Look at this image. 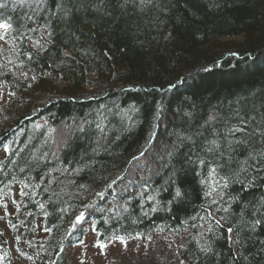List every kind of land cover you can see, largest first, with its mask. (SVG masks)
<instances>
[{
  "label": "trees",
  "instance_id": "16d2710c",
  "mask_svg": "<svg viewBox=\"0 0 264 264\" xmlns=\"http://www.w3.org/2000/svg\"><path fill=\"white\" fill-rule=\"evenodd\" d=\"M0 23V264H264V0Z\"/></svg>",
  "mask_w": 264,
  "mask_h": 264
},
{
  "label": "rangeland",
  "instance_id": "374dc122",
  "mask_svg": "<svg viewBox=\"0 0 264 264\" xmlns=\"http://www.w3.org/2000/svg\"><path fill=\"white\" fill-rule=\"evenodd\" d=\"M3 156V154L2 153H0V158ZM88 237L90 238L91 237V233H89V235H88ZM165 247V246H164ZM163 247V248H164ZM141 251H142V249H141ZM143 252V251H142ZM75 253V252H74ZM119 254V251H117L116 250V256ZM86 257L87 256H85V259H86ZM127 257H128V255H125V256H122V259L121 260H124V263L123 264H128L129 262H128V259H127ZM87 260V259H86ZM89 260V259H88ZM87 260V261H88ZM121 260H119V262L121 261ZM87 261H85L83 264H89V262H87ZM79 263H81L82 264V261L81 262H79ZM121 264H122V261H121Z\"/></svg>",
  "mask_w": 264,
  "mask_h": 264
},
{
  "label": "snow or ice",
  "instance_id": "6c2138e0",
  "mask_svg": "<svg viewBox=\"0 0 264 264\" xmlns=\"http://www.w3.org/2000/svg\"><path fill=\"white\" fill-rule=\"evenodd\" d=\"M8 27H9L8 24H6V23H0V28L7 29ZM201 163H203V161H201ZM212 171L214 172L215 170L213 169ZM180 194H181V193H180V190L177 189L176 195L179 196ZM258 224H260V221H259V220H256V221L254 222V226H255V225H258ZM231 231H232V229L229 228V229H228V232H231ZM205 250H208V249H205Z\"/></svg>",
  "mask_w": 264,
  "mask_h": 264
}]
</instances>
